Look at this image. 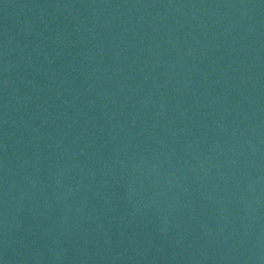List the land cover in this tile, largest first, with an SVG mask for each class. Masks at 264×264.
<instances>
[{"label": "water", "instance_id": "obj_1", "mask_svg": "<svg viewBox=\"0 0 264 264\" xmlns=\"http://www.w3.org/2000/svg\"><path fill=\"white\" fill-rule=\"evenodd\" d=\"M0 264H264V0H0Z\"/></svg>", "mask_w": 264, "mask_h": 264}]
</instances>
